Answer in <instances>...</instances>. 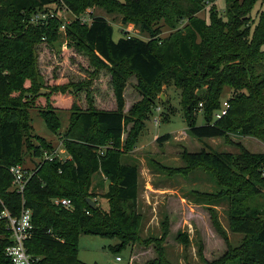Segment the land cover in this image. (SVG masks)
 <instances>
[{
  "label": "trees",
  "instance_id": "1",
  "mask_svg": "<svg viewBox=\"0 0 264 264\" xmlns=\"http://www.w3.org/2000/svg\"><path fill=\"white\" fill-rule=\"evenodd\" d=\"M210 1L0 0V199L14 212L19 211L23 201L31 208L34 229L26 245L41 262L86 264L78 257L82 234L117 238L119 242L110 246L115 252L140 238V172L137 165L123 163L119 148L135 114L138 116L127 146L135 142L142 128L139 115L145 103L133 106L128 113L124 110L129 74L137 76L149 103L162 84L173 80L182 89L188 131L199 139L227 137L237 131L264 140V71L257 70L258 66L264 69V9L256 21L252 17L255 5L264 4V0H225L223 15L213 3L207 20L198 13ZM53 3H63L74 13L93 4L113 11L109 6L116 5L127 20L141 22L151 34L153 39L138 35L115 39L114 26L103 15L93 16L85 26H68L75 45L91 55L95 72L110 71L114 109L97 108L88 95L87 107H82L78 92L86 83L44 80L34 45L53 40L57 21L48 17L42 24H29L27 29L24 22L28 24L34 10ZM162 17L173 28L179 18L188 21L158 45L154 37L159 31L152 28V22ZM43 86L50 91L40 92ZM227 87L231 89L229 107L217 117ZM34 107L41 110L53 132L61 127L55 110H72L68 134L76 141L74 144L80 145L71 151L70 162L42 159L21 194L9 190V167L24 164L26 149L35 151L28 123V109ZM198 113L203 115L204 124L196 123ZM104 138L113 145L99 152ZM169 138L165 134L158 140ZM236 144L240 148L237 154L211 149L185 154L191 165L207 166L224 185L220 193L231 196V229L244 234L239 244L228 242L225 254L212 261L205 258L204 264H264V152H251L241 142ZM96 172L109 180V211L88 202L89 178ZM63 197L71 200V206L54 202ZM211 216L222 230L216 214ZM5 247L6 241L1 239L0 264H11ZM156 251V257L144 264H171L162 245Z\"/></svg>",
  "mask_w": 264,
  "mask_h": 264
},
{
  "label": "rangeland",
  "instance_id": "2",
  "mask_svg": "<svg viewBox=\"0 0 264 264\" xmlns=\"http://www.w3.org/2000/svg\"><path fill=\"white\" fill-rule=\"evenodd\" d=\"M213 3L223 15L225 0L206 2L198 15L209 20L210 7ZM109 7L113 11L93 4L80 13H74L63 3H53L34 10L30 14L28 24L24 22V29H27L29 24L35 26L42 24L48 17L56 19L53 40H41L34 45L39 68L47 83L52 79H60L57 83L67 79L75 83H86L78 92L82 107H87V95L88 100L91 98L97 108L116 107V101L110 71L100 69L95 72L91 55L75 45L76 40L69 34L68 26L73 27L76 23L85 26L91 23L93 16L103 15L114 26L115 39L122 35L152 38L141 22L127 20L116 5ZM262 9L264 4L255 5L252 13L255 21ZM187 21L186 17L179 18L173 28L163 17L154 20L152 28L159 31L154 37L158 40V45H162L163 40L170 34L183 29ZM257 70L264 71L259 66ZM38 79L41 81L42 78L39 76ZM39 91L45 93L50 89L43 86ZM181 92L182 89L171 80L154 92L152 103H149L147 96L140 90L137 76L134 73L129 74L124 93L126 100L124 110L128 113L133 106L145 103L142 105V114L139 115L142 118V128L135 142L127 146L129 133L135 126V119L138 116L135 114L133 121L127 125L119 148L122 150L123 163L137 165L140 172L137 203V210L141 215L138 232L140 238L115 252L110 246L119 242L117 238L82 234L78 257L84 263L144 264L156 257V248L162 245L171 264H204L205 258L212 261L225 254L228 242L237 245L244 237L243 233L231 229V196L220 193L224 185L216 180L212 170L207 166L191 165L185 154L202 149L237 154L240 152L236 144L238 142L251 152H264V140L254 135L245 136L237 131L227 137L199 139L191 135L186 122L185 107L181 102ZM230 93L231 89L227 87L221 101L228 100ZM28 113L35 151L26 149L25 167L36 170L44 159L45 151L54 152L55 159L60 162L72 161L71 151L78 149L80 145L74 144L76 141L68 134L72 110H55L61 121V127L56 132L49 129L39 108H30ZM204 122L203 115L198 113L196 123ZM165 134L170 135L169 140L159 141L158 137ZM111 145L113 143L110 139H102L99 152ZM108 185L109 180L103 173L96 172L90 175L87 198L95 201L96 205L105 211L111 209L109 199L106 197ZM213 214H216L222 230L213 223L211 216ZM117 255L123 259L117 261Z\"/></svg>",
  "mask_w": 264,
  "mask_h": 264
},
{
  "label": "built area",
  "instance_id": "3",
  "mask_svg": "<svg viewBox=\"0 0 264 264\" xmlns=\"http://www.w3.org/2000/svg\"><path fill=\"white\" fill-rule=\"evenodd\" d=\"M228 107L229 104L226 100L223 102L222 109L217 117H222L227 112ZM55 157L54 152L45 151V160L52 161ZM9 172L12 175L9 190L23 194L34 171L25 167V164L20 163L11 165ZM54 202L66 207L72 204L71 200L66 197L56 198ZM33 229V212L31 208L25 206L24 201L19 211L14 212L0 199V240L4 239L6 241L4 252L11 264H45L41 262L40 257H35L28 251L26 242L32 236ZM122 259V256H116L117 261Z\"/></svg>",
  "mask_w": 264,
  "mask_h": 264
},
{
  "label": "water",
  "instance_id": "4",
  "mask_svg": "<svg viewBox=\"0 0 264 264\" xmlns=\"http://www.w3.org/2000/svg\"><path fill=\"white\" fill-rule=\"evenodd\" d=\"M88 202H89V204H90L92 207H95V206H96L95 201H93L92 199L88 198Z\"/></svg>",
  "mask_w": 264,
  "mask_h": 264
},
{
  "label": "crops",
  "instance_id": "5",
  "mask_svg": "<svg viewBox=\"0 0 264 264\" xmlns=\"http://www.w3.org/2000/svg\"><path fill=\"white\" fill-rule=\"evenodd\" d=\"M96 104H98V103H96ZM115 107H111V108H107V109H114Z\"/></svg>",
  "mask_w": 264,
  "mask_h": 264
}]
</instances>
